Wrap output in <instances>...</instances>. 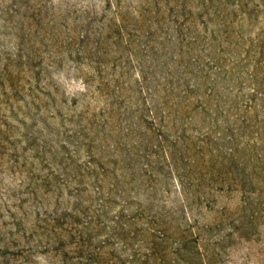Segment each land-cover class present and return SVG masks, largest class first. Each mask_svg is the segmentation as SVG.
Here are the masks:
<instances>
[{"label":"rangeland","instance_id":"rangeland-1","mask_svg":"<svg viewBox=\"0 0 264 264\" xmlns=\"http://www.w3.org/2000/svg\"><path fill=\"white\" fill-rule=\"evenodd\" d=\"M0 264H264V0H0Z\"/></svg>","mask_w":264,"mask_h":264}]
</instances>
